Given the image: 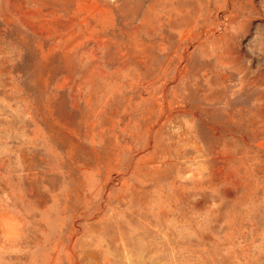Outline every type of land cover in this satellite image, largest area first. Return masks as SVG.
<instances>
[{
  "label": "rangeland",
  "instance_id": "obj_1",
  "mask_svg": "<svg viewBox=\"0 0 264 264\" xmlns=\"http://www.w3.org/2000/svg\"><path fill=\"white\" fill-rule=\"evenodd\" d=\"M0 264H264V0H0Z\"/></svg>",
  "mask_w": 264,
  "mask_h": 264
}]
</instances>
